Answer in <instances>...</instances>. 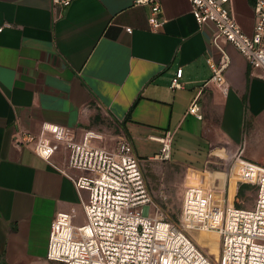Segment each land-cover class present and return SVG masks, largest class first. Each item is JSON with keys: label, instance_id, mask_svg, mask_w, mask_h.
<instances>
[{"label": "crops", "instance_id": "crops-1", "mask_svg": "<svg viewBox=\"0 0 264 264\" xmlns=\"http://www.w3.org/2000/svg\"><path fill=\"white\" fill-rule=\"evenodd\" d=\"M159 1L164 23L153 29L150 2L0 0V264H65L47 258L52 220L57 211L80 209L85 197L68 174L15 146L18 130L51 122L102 130L110 142L124 132L135 149L156 143L146 146L150 158L163 146L152 136L167 131L180 159L215 143L231 152L264 147V75L233 43H215L214 23L200 26L189 0ZM254 3H230L248 34ZM220 47L230 56L227 97L204 85L213 74L208 58L218 61ZM180 67L183 87L174 89ZM195 99L202 119L189 112Z\"/></svg>", "mask_w": 264, "mask_h": 264}, {"label": "built area", "instance_id": "built-area-1", "mask_svg": "<svg viewBox=\"0 0 264 264\" xmlns=\"http://www.w3.org/2000/svg\"><path fill=\"white\" fill-rule=\"evenodd\" d=\"M189 1L200 26L207 21L214 23L216 44L219 38L233 43L248 63L264 75V0H255L252 34L239 24L231 0ZM54 2L68 5L70 0ZM137 2L152 3L149 23L153 29H159L164 23L158 16L162 10L160 1ZM126 30L131 32L132 28ZM220 51L218 61L208 58L213 74L204 85L215 86L227 97L230 84L225 70L230 56L221 47ZM182 76L180 67L170 86L182 88ZM189 112L203 118L197 99L191 103ZM172 136L171 131L160 137L152 136L163 145L156 157H170ZM166 138L169 145L164 141ZM13 144L33 150L68 174L79 191L88 192L80 209L72 207L55 213L48 259L65 264H264V162L258 153L245 155L244 146L233 151L232 173L237 178V193L242 185L255 186L254 205L236 206L230 201L232 181L228 186L226 176L225 185L220 186L214 177L216 170L205 167L198 170L193 182L185 185L181 215L176 222L152 204L142 160L124 132L110 142L102 130L44 122L38 131H16ZM190 231L218 233L217 257L208 254Z\"/></svg>", "mask_w": 264, "mask_h": 264}, {"label": "rangeland", "instance_id": "rangeland-1", "mask_svg": "<svg viewBox=\"0 0 264 264\" xmlns=\"http://www.w3.org/2000/svg\"><path fill=\"white\" fill-rule=\"evenodd\" d=\"M109 138L111 135L109 134ZM139 142V141H138ZM156 143L151 141H143L137 144L136 154L142 160V168L144 177L147 182L149 194L152 198V204H156L157 207L161 208L172 221L178 222L181 215L182 209V194L186 184L193 182L196 175H198L200 169L205 167H211L217 172L214 177H218L221 181L222 186L225 184V178H228L230 188V201L234 202L236 206L240 207H252L255 203L256 198V188L253 185L240 184L241 188H238L237 196L236 194V176L232 173V167L234 159L232 158L233 152L226 150L225 155L218 154L216 155L215 150L211 151L210 147H205L206 153L199 156L193 155H183V158L174 155V145L175 139L171 140V155L169 158L158 157H145L150 151L147 149L150 146H153ZM147 146V147H146ZM251 150V151H250ZM253 149H248L245 152H252ZM212 152V155L209 153ZM259 154V159L264 162V147H258L252 154ZM251 154V155H252ZM250 155V156H251ZM155 156V155H154ZM249 156V157H250ZM207 160H215L216 163L207 162ZM232 173V177H231ZM88 198V192H85V200ZM200 244V246L210 255L217 257L211 253L210 245L216 244L217 254L219 249V238L215 232H196L190 231ZM214 235L217 237L215 241L211 236Z\"/></svg>", "mask_w": 264, "mask_h": 264}, {"label": "trees", "instance_id": "trees-1", "mask_svg": "<svg viewBox=\"0 0 264 264\" xmlns=\"http://www.w3.org/2000/svg\"><path fill=\"white\" fill-rule=\"evenodd\" d=\"M227 146H228V144L226 142L215 143L213 145L212 150H215L218 154L225 155L226 154V148H227ZM211 238H214L215 241L217 240V237L214 236V235H212ZM218 238H219V236H218ZM210 248H211L210 249L211 250V253L214 254V255H217V246H216V244L210 245Z\"/></svg>", "mask_w": 264, "mask_h": 264}, {"label": "bare ground", "instance_id": "bare-ground-1", "mask_svg": "<svg viewBox=\"0 0 264 264\" xmlns=\"http://www.w3.org/2000/svg\"><path fill=\"white\" fill-rule=\"evenodd\" d=\"M164 141H167V145L170 144V140L168 138H166ZM216 233V232H215ZM217 235L219 236V234L217 233Z\"/></svg>", "mask_w": 264, "mask_h": 264}]
</instances>
